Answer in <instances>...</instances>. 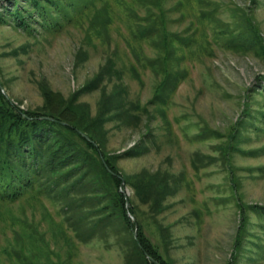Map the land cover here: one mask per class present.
<instances>
[{"label":"rangeland","instance_id":"1","mask_svg":"<svg viewBox=\"0 0 264 264\" xmlns=\"http://www.w3.org/2000/svg\"><path fill=\"white\" fill-rule=\"evenodd\" d=\"M61 4L48 25L34 18H25L27 29L0 24V75L7 87L2 91L21 109L34 108L44 104L43 82L55 105L109 61L119 78L103 75L102 87L122 83V104L146 105L148 111L132 122L121 114L108 116L103 148L122 153L135 147L116 159L119 172L127 179L160 177L168 192L154 207L152 192L145 202L141 193L122 188L133 235L140 225L174 264H227L237 235L232 264H264V214L254 208L264 207V50L249 45L246 30L235 36L228 31L243 12L264 40V0ZM160 56L164 64L152 63ZM165 71L173 75L162 84ZM101 84L78 93L74 103H86L94 114ZM229 133L235 144L228 158ZM30 195L0 201V264H124L130 234L119 219L108 236L97 231L80 242L62 226L57 206L43 196L48 207L40 203L42 209L40 201L30 204ZM155 221L167 228L166 242Z\"/></svg>","mask_w":264,"mask_h":264},{"label":"trees","instance_id":"2","mask_svg":"<svg viewBox=\"0 0 264 264\" xmlns=\"http://www.w3.org/2000/svg\"><path fill=\"white\" fill-rule=\"evenodd\" d=\"M57 2H62L61 8H66L75 0H68V3L65 0H0V24L9 23L16 28L24 26L27 29L29 26L25 18L28 20L34 18L33 20H38L42 25H48L49 18L60 12ZM27 7L34 13L32 16L28 13ZM240 18V22L233 27L228 26L229 33L235 36L246 30L249 45L256 50L261 48L264 50L263 37L253 26L252 20L247 19L243 12ZM163 36L161 35V44H164ZM161 59L163 60V57L160 56L158 61L152 63L162 65L164 62ZM108 62L77 92L71 93L61 102L56 100L55 105H52L48 97L51 90L40 82L39 88L45 97L44 104L27 109H21L19 105L14 104L15 99L4 93L7 87L0 75V201L12 203L15 197L27 193L31 194L30 204L34 202L36 206L37 201H40L39 207L42 208V204L44 209H47L43 196L47 197L52 205L58 207L62 226H66L80 242L93 239L97 231L100 235L105 234L102 235L104 237L108 236L109 226L115 219H119L122 230L130 234L123 244L124 264H174L152 245L140 225L137 237H134L133 223L127 214V196L122 190L124 186H129L134 193H141L145 202L148 201V193L152 192L150 203L155 207L165 198L164 192H167L163 189H166L165 183L157 181L160 177L148 175L139 177L135 174L131 178L136 179H127L119 172L116 159L122 155L133 154L136 151L135 147L122 153H108L103 148L102 142L105 140L103 123L108 116L121 114L125 116L126 121L132 122L139 119L140 114H147L148 111L146 105L140 109L135 107L134 102H131L132 106L127 107L122 104L121 100L124 97L122 93H125L126 89L122 83L113 82L110 88L106 85L102 87L103 75L108 78H111L110 75L119 78V70L109 66ZM131 69L136 71L133 64ZM164 74L162 84L166 78L173 75L170 71H165ZM99 84L101 86L97 101L98 109L94 114H91L86 103H74L78 93L97 88ZM159 86L161 87L160 83ZM241 123L240 118L233 128L236 129V125ZM228 136L231 141L230 147L227 148L229 158L230 153L234 151L231 150V146L235 134L231 136L229 133ZM224 145L223 143L221 147ZM128 198L129 211L133 213V199ZM254 208L263 210L257 212L259 215L264 214V207ZM24 219L26 221V218ZM155 223L160 229L163 242H166L167 228L156 221ZM238 244L236 235V242L227 264H232L237 257Z\"/></svg>","mask_w":264,"mask_h":264},{"label":"water","instance_id":"3","mask_svg":"<svg viewBox=\"0 0 264 264\" xmlns=\"http://www.w3.org/2000/svg\"><path fill=\"white\" fill-rule=\"evenodd\" d=\"M1 87V86H0ZM128 201H126V206L128 205ZM136 230H137V228H135V232H134V236L136 237Z\"/></svg>","mask_w":264,"mask_h":264}]
</instances>
